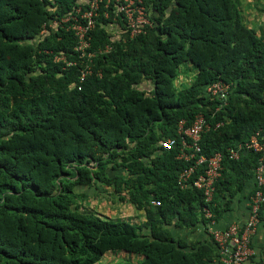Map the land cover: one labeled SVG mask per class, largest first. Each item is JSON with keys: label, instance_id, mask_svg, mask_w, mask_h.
Segmentation results:
<instances>
[{"label": "trees", "instance_id": "1", "mask_svg": "<svg viewBox=\"0 0 264 264\" xmlns=\"http://www.w3.org/2000/svg\"><path fill=\"white\" fill-rule=\"evenodd\" d=\"M83 1L0 0V264H108L110 254H122L120 264H223L212 244L172 230L195 232L210 221L205 209L218 219L254 190L264 156L231 160L226 149L264 135V38L238 0H142L151 27L133 38L116 0H103L109 17L89 34L94 56L79 58L73 32L49 24ZM184 63L196 75L178 88ZM217 82L231 89L216 112L206 90ZM197 114L211 127L203 154H222L210 204L179 184L188 164L160 145ZM105 195L139 221L99 214L90 202Z\"/></svg>", "mask_w": 264, "mask_h": 264}, {"label": "built area", "instance_id": "2", "mask_svg": "<svg viewBox=\"0 0 264 264\" xmlns=\"http://www.w3.org/2000/svg\"><path fill=\"white\" fill-rule=\"evenodd\" d=\"M124 5L118 7V11H123L128 20V27L131 28V35L140 32L139 26L148 24V20L144 15V10L138 4L140 0H122ZM97 8V3H91L92 12ZM92 12L82 16L88 18L86 25H82L78 19L74 18L76 24L71 29L74 31L78 40L76 50L80 53V58L85 55V49L88 47V30L92 27L91 21ZM69 20V19H67ZM85 73L82 72V76ZM208 92L212 95L211 102L216 103L215 111L223 109L227 106L230 94L229 87L222 84H215L208 88ZM222 126V122H217L215 128ZM210 128V124L206 121L203 114L194 116L191 123L186 124L185 120H179L175 134L172 138H167L161 142L163 149L178 150L175 159L177 161L188 164L187 167L179 174L178 179H194L193 175L203 165L205 169L202 173H198L195 179L197 189H204L206 201H209L212 192V184L220 178L222 170L221 161L222 154L215 153L211 156H205L202 153L200 146L201 134ZM255 152L264 156V135L260 137L257 132L251 136L249 140L238 144L236 147H229L226 153L229 159L238 160L242 153ZM254 192L250 198V216L247 225L242 233L235 225L230 226L224 233L218 235V249L221 254V259L224 264H249V259L253 256V251L250 248L249 235L253 232L256 223L258 222V214L264 207V157L259 159V165L256 167L253 177ZM231 247H230V246Z\"/></svg>", "mask_w": 264, "mask_h": 264}, {"label": "bare ground", "instance_id": "3", "mask_svg": "<svg viewBox=\"0 0 264 264\" xmlns=\"http://www.w3.org/2000/svg\"><path fill=\"white\" fill-rule=\"evenodd\" d=\"M96 2L97 3V8L92 12V10H91V3H93V2ZM141 1V3L140 4H138L139 6H141L142 8H143V10H144V15H145V17H146V19L148 20V24H144V25H141V26H139V28H140V32H138V33H135L134 35H131V28H129L128 27V20H127V18H126V16H125V13L123 12V11H118V7H120L121 5H124L125 3H124V1H122V0H116V3H115V11H116V14H122L123 16H124V18H125V23H126V26H127V28H128V33H129V36H130V38H133V37H135V36H138V35H140V34H144L145 33V29H146V27H151V22H150V19H149V14H148V10H147V8L142 4V0H140ZM104 3V1L103 0H84L83 2H81L80 4H79V6L78 7H76V8H74L72 11H71V13H69L68 15H66L64 18H62L60 21H56V22H50V28H55V27H58V26H61V27H63V26H66L65 27V30L66 31H70V32H73V35H74V37H75V39H76V42H77V44H76V46H75V52L79 55V58H80V53L76 50V47H77V45H78V40H77V37L75 36V33H74V31L71 29V27L74 25V24H76V22L74 21V18H76V19H78L79 20V22L82 24V25H86L87 24V22L89 21V19L88 18H82V16L83 15H85V14H87V13H89V12H92V16H91V21L93 22V25H92V27L88 30V35H87V37H88V47L85 49V55H84V57L83 58H85L86 56L88 57V58H91V57H93L94 55L93 54H86L87 53V50L90 48V37H89V34L91 33V31L95 28V24H96V21H97V19L98 18H100L101 17V15L104 17V19H108V17H109V14H107V13H102V12H100V8H101V5ZM109 4H110V1H107L106 3H104V5H105V8H109ZM82 5H86V10L85 11H82V9H83V7H82ZM67 19H69V20H67ZM55 26V27H54ZM43 32H45V30H43L42 31V34H44ZM41 34V35H42ZM111 50V47H106L104 50H102L101 52H103V53H107V52H109ZM56 61H65V58L64 57H57L56 59H55ZM89 62H90V60H88ZM70 65H72V63H67V66H70ZM85 71H87V72H83V73H85V75L84 76H86L88 73H89V69H86ZM83 76V77H84ZM215 84H222V85H225V86H228L229 87V94H230V85H227V84H225V83H223V82H217V83H215ZM215 84H213V85H215ZM213 85H211V86H213ZM211 86H209V87H211ZM208 87V88H209ZM208 88H207V90H206V92H207V97H208V99H211L212 98V95L208 92ZM197 181H199L198 179H194V181H192V179H186V180H180L179 179V184L183 187V188H191V189H195V190H197V191H200V192H202V195H203V198H204V203L205 204H210L211 202H212V199H213V196H214V193H215V185H216V183H217V181L218 180H216V181H214L213 182V184H212V192H211V195H210V199H209V201H206V197H205V195H204V192H205V190L204 189H197L196 187H195V183L197 182ZM253 192H254V190H253ZM253 192L250 194V196H249V198H248V201H249V215H248V218H247V221L245 222V224L244 225H242V226H240V225H238V224H230L227 228H225V229H223V230H215V231H213V234H212V238H213V241H214V243H215V245H216V247H217V250H218V252H219V249H218V241H217V239H218V235H220L221 233H224L230 226H232V225H235V226H237L238 228H239V232L240 233H242L243 232V230L245 229V227H246V225H247V222H248V219H249V216H250V209H251V207H250V198H251V196L253 195ZM153 205H156V206H159L160 205V203L159 202H153ZM206 210V215H205V217L207 218V219H209V220H212L213 219V215L207 210V209H205ZM259 214H260V212H259ZM259 214H258V222L256 223V225H255V227H254V230H253V232L249 235V238H250V248L252 249V247H251V237L254 235V233H255V231H256V229H257V226L260 224V218H259ZM230 246V245H229ZM231 247V246H230ZM252 251H253V249H252ZM253 253H254V251H253ZM219 255H220V257H221V254H220V252H219ZM253 257H254V254H253V256L249 259V264H252V262H251V260L253 259ZM222 258V257H221ZM221 262L223 263V261H222V259H221ZM224 264V263H223Z\"/></svg>", "mask_w": 264, "mask_h": 264}, {"label": "rangeland", "instance_id": "4", "mask_svg": "<svg viewBox=\"0 0 264 264\" xmlns=\"http://www.w3.org/2000/svg\"><path fill=\"white\" fill-rule=\"evenodd\" d=\"M241 5L242 15L245 22L248 24L249 27L253 28L257 31L258 34L264 38V0H238ZM55 27V26H54ZM52 28V29H56ZM112 32L115 34V29H112ZM45 33V32H43ZM44 35V34H42ZM40 37L35 38L34 42L38 41ZM196 75V69L193 65L189 63H184L179 68V78L176 83L178 88L188 86L194 80ZM144 83L143 87H146L147 90L150 89L148 84ZM116 173V172H115ZM122 172H118L121 174ZM87 197L93 195L91 192L85 193ZM90 204L96 209V211L101 215H107L113 219L120 218V219H135L134 221L138 222L137 218L138 213L137 211L131 207L130 205H126L119 201L116 196L105 195L101 199L98 200H91ZM137 217V218H136ZM145 231V230H144ZM195 237H190L191 240L195 239ZM199 238V237H197ZM122 254H110V256L104 259V263L108 264H120V257Z\"/></svg>", "mask_w": 264, "mask_h": 264}, {"label": "crops", "instance_id": "5", "mask_svg": "<svg viewBox=\"0 0 264 264\" xmlns=\"http://www.w3.org/2000/svg\"><path fill=\"white\" fill-rule=\"evenodd\" d=\"M252 188L253 186L250 184L248 189L232 200L229 210L224 212L221 217L218 219L213 217V219L210 220L206 226H198L195 232L177 229L172 231L176 236L180 237L184 241H187L188 243H209L212 244V247L217 248L212 238L213 231L223 230L230 224H238L242 226L247 221L249 215L248 198ZM222 202H226V200H223ZM191 236H197L199 238L195 237V239L191 240ZM251 247L254 251V257L251 260L252 264H264V212L262 214V220L260 221V224L257 226L254 235L251 237Z\"/></svg>", "mask_w": 264, "mask_h": 264}, {"label": "clouds", "instance_id": "6", "mask_svg": "<svg viewBox=\"0 0 264 264\" xmlns=\"http://www.w3.org/2000/svg\"><path fill=\"white\" fill-rule=\"evenodd\" d=\"M216 124H217V123H216ZM210 128H211V127H210ZM210 128H209V129H210ZM209 129H208V130H209ZM208 130H207V131H208ZM205 132H206V131H204L203 133H205ZM203 133H202V134H203ZM202 134H201V137H202ZM200 146H201V145H200ZM174 149H175V148H174ZM201 149H202V148H201ZM165 150H166V149H165ZM176 150H177V149H176ZM168 151H170V150H168ZM177 152H178V150H177ZM202 153H203V152H202ZM216 153H219V152H216ZM176 154H177V153H176ZM176 154H175V155H176ZM214 154H215V153H214ZM205 156H206V155H205ZM175 157H176V156H175ZM181 172H182V171H181ZM178 177H179V175H178ZM177 179H178V178H177Z\"/></svg>", "mask_w": 264, "mask_h": 264}]
</instances>
